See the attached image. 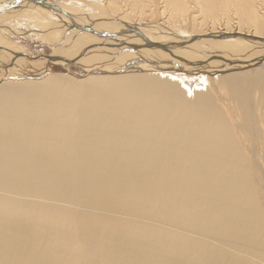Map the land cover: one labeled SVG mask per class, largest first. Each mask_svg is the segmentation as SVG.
<instances>
[{
	"label": "bare ground",
	"instance_id": "1",
	"mask_svg": "<svg viewBox=\"0 0 264 264\" xmlns=\"http://www.w3.org/2000/svg\"><path fill=\"white\" fill-rule=\"evenodd\" d=\"M78 1L153 41L231 35L210 51L232 65L208 67L204 86L190 87L178 78L190 72L124 48L110 60L107 39L82 32L68 43L94 44L96 60L63 65L139 70L79 78L50 74L44 58L27 61L34 78L1 74L0 264H264V61L251 52L264 39V0ZM0 2L2 13L45 11ZM160 4L167 20L145 25ZM63 19L42 26L52 56L72 25Z\"/></svg>",
	"mask_w": 264,
	"mask_h": 264
},
{
	"label": "water",
	"instance_id": "2",
	"mask_svg": "<svg viewBox=\"0 0 264 264\" xmlns=\"http://www.w3.org/2000/svg\"><path fill=\"white\" fill-rule=\"evenodd\" d=\"M78 1V0H75ZM36 7H39L45 11L38 10L41 12H44L47 14L49 23L54 24L56 22L53 17L59 18V21H64L63 18H67L69 21H71L72 25L68 28L63 29L65 32L66 36V41L63 44H59V47H63L73 39V37H76L82 32H89L93 33L95 36L101 37L102 39H111L112 38H118L122 37L121 34L119 33H107V32H97L94 31L92 28L95 26H105L109 24L107 21H114V25H108L111 28L115 29V27H122L120 29H126L127 32H129L132 35H135L137 39H139V43L136 44L135 46H130L127 48L129 51H133L135 54L141 55L144 57V61H141L142 63H148L152 62L153 59L155 62H158L157 65L160 67H165V69H174L176 71L182 70L185 72H190L188 74H191V76L194 79L200 78L202 74H204V71H207V68L210 66H218L219 64H228L232 65L229 61L227 62V59L219 52H212L210 50L213 49V46L215 43L222 42L226 39L231 38V35H226V36H218L215 34H207L204 36H192V37H183L178 34L172 33V39L164 42L160 41H153L149 39L141 26L138 25H133V24H123L117 20H109L106 18H101V17H95L98 14H87L82 7H77L72 5H67L65 7H60V6H55V4L48 3L44 0H32V2ZM86 4V3H85ZM81 10V15L80 18H78V22L74 21V16L78 14L77 10ZM59 15H61V18ZM95 17V18H93ZM107 20V21H106ZM111 23V22H110ZM62 30V32H63ZM253 41L257 43H252L251 45H259L253 46L252 53H257L253 54L255 56H259L256 61L257 63H261L264 61V55H262V50L264 49V39H259V38H253ZM120 43V42H119ZM121 46V45H119ZM207 48V49H205ZM261 50V51H260ZM247 57V56H246ZM46 60L45 63L49 65V63H57L60 64L62 67H65V63H63V59H59L58 56H45L44 57ZM148 60H147V59ZM33 60V58H32ZM34 62V61H33ZM35 63V62H34ZM68 66L73 64L78 67H80V71L82 74H76V76L80 77L83 75L88 74V71L84 69L83 66H80L79 64H76L75 62H67L66 63ZM154 65V63H151ZM146 65V64H143ZM143 65H140L143 66ZM123 70L121 71L122 73H130V72H135L139 69H135L134 65L130 66H123ZM68 71V69H66ZM111 73L108 71H102V70H95L94 73ZM93 73V72H92ZM31 76V75H29ZM37 76V75H36ZM35 76V77H36ZM28 77V76H26Z\"/></svg>",
	"mask_w": 264,
	"mask_h": 264
},
{
	"label": "rangeland",
	"instance_id": "3",
	"mask_svg": "<svg viewBox=\"0 0 264 264\" xmlns=\"http://www.w3.org/2000/svg\"><path fill=\"white\" fill-rule=\"evenodd\" d=\"M56 2H58L59 5H61L63 1H61V2L56 1ZM71 3L74 4L73 6L84 7L83 3H81L80 1H75V0H70L69 2H67V4H65V6H67V5L70 6V5H72ZM0 6H2V5H0ZM9 7L10 6H7L6 8L2 7L3 9H5L4 10L5 13H2V10L0 9V24H1L0 25V75L1 74L4 75L5 73H11V72L15 71V73H17L16 75L18 77L17 79L15 78V80L34 78L33 77L34 73L32 72L33 70L32 71L30 70L29 66L27 65V61L32 60V58H33V60H38V59L43 60L45 56H49L51 54L52 49H53V47L50 44L51 42L49 40H47L46 36L44 35V32H42V31H44L42 26H47V23L49 21H48V19L44 20V18L42 16L37 14V12H40V11L33 10L30 13L28 12L30 15H28V17H26L27 15L24 16V14L20 13V10H22V9H20V10L18 9V12H17L16 7L15 8H14V6H13V8L10 7L11 9ZM93 8H96V11L87 7L86 13L90 14V13L95 12V14H100V11L97 9V7H93ZM99 8H101V7H99ZM81 11L82 10H80V9L77 10V12H79V13L76 15H78V16L81 15ZM31 13L34 15L32 16ZM20 15L23 17H21ZM151 15H154V16L150 17ZM31 16L33 17V19L35 16V19L33 20L31 18ZM150 16L148 19L152 20V21L149 23H145V25H148L151 23V26H152L154 24L152 22H156L158 24L161 21L167 20L166 19L167 14L162 12V4L159 5V7L157 8V10L154 13H150ZM53 19H55L56 21H59V18H57L55 16L53 17ZM33 23H35V24L33 25ZM49 24H51V23H49ZM65 24H67V23H65ZM67 25H65V26H67ZM107 25L113 26L114 24L110 23ZM143 26H144V24H143ZM151 26H149V27H151ZM168 26H170V25H168ZM107 27L108 28H107V30H105V32L108 33L110 30H113V28H111L110 26H107ZM149 27H147V28H149ZM153 28H154V26H153ZM115 29L121 30L120 27L119 28L115 27ZM187 29H186V31H188L189 33L191 31H193V29H191V27H189ZM155 30L159 31L157 29H155ZM182 30H185V28H182ZM162 31L163 30H161L160 32L163 33ZM37 32H39L40 34ZM220 32H223V31H220ZM119 34H122V33H119ZM122 37H123V35H122ZM74 45H76V46H74ZM107 45L109 46V50L104 51V52H106V57H109L110 60H112V59L117 60V58H111L114 55V53H116L120 50H123V48L127 52L128 51L127 48H129L125 42L123 44H120L113 39L107 40ZM119 45H121V46H119ZM8 48H10L11 50H8ZM97 50H98L97 46H95L92 43L91 44H84L81 46L79 45V42H74L72 44L66 43V45H64L62 47V49L57 53V56L59 59L62 57H65L63 59L65 61L76 60V59H80V58H84L82 60H86L88 58L91 59V57L92 58L97 57V55H98V53H96ZM91 52L93 54H90ZM11 53H13V54H11ZM66 56L69 57V59ZM12 57H15L13 63H12ZM91 60H96V58L91 59ZM10 63H12V65L7 66V65H10ZM125 64H127V63H125ZM100 65H102V63H100L99 66ZM66 69H68V71H66ZM122 70L117 71L114 69L113 71H109V72H121ZM81 71H80V67L73 65V64H71L69 66L66 65L65 67H62L60 64H57V63L56 64L55 63H49V73L50 74H67V75H71V76L75 77L76 74H82ZM18 73H21V74H18ZM108 74H110V73H97V72L94 73L93 72L91 74L88 73V75L86 73V75L80 76L79 78H85L89 75H108ZM16 75H14V76H16ZM29 75H31L32 77H30ZM8 76L9 77H6V78L14 79V77H12L13 75H8ZM25 76H28V77H25ZM76 77H78V76H76ZM178 78L186 86L195 87L197 85V83H199V86H204V85H200V84H202V82H201L202 79H200V78L199 79H194V78L190 79V77H187L184 74L183 75L178 74ZM187 80L190 81L191 83L187 82Z\"/></svg>",
	"mask_w": 264,
	"mask_h": 264
}]
</instances>
